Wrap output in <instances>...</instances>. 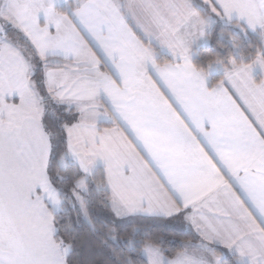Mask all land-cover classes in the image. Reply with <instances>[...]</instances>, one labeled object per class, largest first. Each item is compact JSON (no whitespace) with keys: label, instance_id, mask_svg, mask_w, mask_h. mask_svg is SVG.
<instances>
[{"label":"snow or ice","instance_id":"obj_1","mask_svg":"<svg viewBox=\"0 0 264 264\" xmlns=\"http://www.w3.org/2000/svg\"><path fill=\"white\" fill-rule=\"evenodd\" d=\"M0 264H264V0H0Z\"/></svg>","mask_w":264,"mask_h":264}]
</instances>
